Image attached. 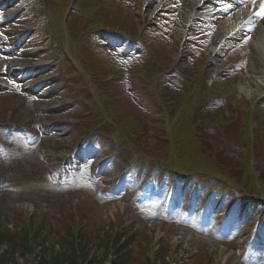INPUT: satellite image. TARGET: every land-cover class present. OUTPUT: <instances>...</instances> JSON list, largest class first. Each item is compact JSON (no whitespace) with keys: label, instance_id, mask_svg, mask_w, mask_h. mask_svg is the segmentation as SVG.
<instances>
[{"label":"rangeland","instance_id":"1","mask_svg":"<svg viewBox=\"0 0 264 264\" xmlns=\"http://www.w3.org/2000/svg\"><path fill=\"white\" fill-rule=\"evenodd\" d=\"M103 3L108 6V2L104 1ZM139 6L140 3L138 2L135 6V12H137ZM108 9L111 10L112 16L116 15L114 9L109 8V6ZM27 16L28 15L24 13V17L22 16L18 19L23 18V20H27V24H30L31 21L28 20ZM131 21L137 22L138 18L133 15L131 16ZM118 25L123 26L124 24L122 21H118ZM209 29L213 32L211 28ZM102 39L103 36L99 34L95 35L93 39L87 41L82 50L85 53V60L87 59L93 62L91 59L96 60L100 58L103 60V63H108L107 65H103L100 70H106L107 73L110 72L114 73V76L116 75L113 79L114 82L110 85L113 90L112 94L116 98H113L112 101L113 105L116 106L115 110L117 109L118 113H121L122 116L132 117L137 123L148 124L147 114H151L155 120V117L158 116V110L160 111L159 103H157L156 98L153 94L149 93L142 83L141 73L138 74L137 72L140 68L147 66L145 61L140 64L143 61L141 53L138 54L136 50H132L128 59L122 60V63L118 62V64H116L110 60L111 57H113L112 54H115L114 50L108 48L104 42H102ZM161 39L160 41L154 42V45L158 49V47H164V43L167 44L166 52L164 53L167 54L166 58L167 60H171L172 64V61H175L174 58L176 55V50L172 49L174 44L169 42L170 40L167 36L166 39L162 37ZM117 40L118 38L114 39L116 43L118 42ZM176 40L177 38L173 37L171 41ZM31 44L35 46L32 50H27L28 53H31L29 57L30 60L40 62L43 61V59H51L55 55L54 50L46 46L47 44L44 43L43 37L39 33H34L32 41L23 42L22 46L31 48ZM159 44L160 46H158ZM227 46L228 48L226 50H230V57L234 59L241 58V62L234 67L230 66V71L224 73L226 74L225 76H223L224 74L220 75L218 72L221 71L226 63V59L229 58V56H224L225 51L218 57L214 65L208 66V73H211V76L208 77L210 78L209 81L210 83L220 79L222 80L221 82L226 81L225 85L221 84L218 86V88H221V91H226V94H231L233 91L235 97L242 102H244V100H252L254 97H257L260 92H257L256 88H247L244 84V76H247L249 73V68L244 67L247 50H244L242 46L238 45V40ZM0 60H2V64L0 63V70H7L8 68L5 64L7 61L5 59ZM203 60L204 59L199 56L192 57L189 56V54H186L183 58L182 69L184 68V70L188 71L187 76H189L191 81H193L192 79L195 76V74H193V69L203 67ZM97 64L100 63L96 62V65ZM133 65H136V67L132 69L131 67ZM90 68L92 69V66ZM95 68L94 66V69ZM135 68H137V76L134 72ZM6 73L9 72L7 71ZM75 76L76 74L72 73L70 77H73V80L75 82L77 81L78 85L83 87L79 80L74 78ZM4 77L9 79L10 82L0 79V85L5 87L9 93L1 95L0 101L4 100L6 105L10 99L15 98L17 100L16 107L19 106V110H21L22 113L32 114V103L19 96V88L15 84L16 80H11L6 74ZM87 78L89 80L88 75ZM183 78L184 77L181 76H175L170 80L172 81L171 83H167L168 88L173 90L172 95H176L177 92L178 94L182 93L185 83ZM161 79L162 78L155 79V83H161ZM167 79L169 78H166L164 82H167ZM27 80L30 79L28 78ZM134 84H136V86H134ZM91 87L93 89V85H91ZM57 94L58 92L53 96H49L48 103L55 105L57 102L55 100L59 98ZM5 95L8 96V98H6ZM77 96L81 98L82 102L85 97H92L88 88H84ZM260 96L262 95H259V98H257L258 100ZM66 97L76 96L67 93L65 94V98ZM222 99L216 100L213 106L216 107L218 111L224 110L223 112H228V114L232 116L229 101ZM208 100H206V102H208ZM261 102L262 104L259 105V108L264 106V99H262ZM78 107L79 105H77L76 108H71V112L77 111V109H79ZM71 114L76 115V113ZM55 118H62V115L56 114ZM67 128L68 129L59 127L58 131L52 134L51 137L58 139L60 144H63L64 140L61 138H63V136L67 139L68 137L76 138L75 130H77V132L82 131L86 134H89V132L98 133L99 142L95 144L89 141L88 146L83 149L85 154L89 153L92 149H96L95 152H97V154L90 159L85 167L80 168V176L77 179H68V184L65 189H58L53 182V178L46 173V167L53 161V154H47L46 157H43L38 152L37 146L28 147L22 142L21 136L8 135L4 132V128L0 129V133L4 132L1 135L0 142L17 146L14 155L7 157V153L1 151L0 143V215L8 219L7 224L9 228L13 229L12 225L17 220V223L20 225L23 224L19 218L22 214L29 218L34 210L43 212L46 206L47 209L45 213L42 215L39 214V216L42 217L35 220L32 225L37 226L40 218L45 219L46 217H48V219L45 220L46 225H50V223L55 224L58 222V217L55 218L53 213L56 214L58 210L62 209L69 211L77 209L78 212H85L82 216L87 217L86 220L89 221V223H87L89 225L87 228L91 231L104 226L108 227L111 222L120 224L122 221L124 226L129 230H137L143 235L147 233L151 234L154 239L151 252L148 254L152 256V259L157 255L156 252H158L159 245L161 244L160 242L163 240L165 246H170L168 252L169 258L172 257L180 261L189 253V264H193L202 250L214 257L213 264H264V225H260V228L257 230L255 234L256 240L255 238L253 240L250 238V231L246 228V226L251 227L252 219H246L242 224L236 223L231 227V223L233 220L237 219L238 215H233L227 222L225 219L221 218L223 210L221 209L218 211V206L214 203L218 198L215 190H213L214 193L211 195L212 198L209 199L206 193L209 189H207L205 184H201V188L197 191V200H195L194 203L190 202L186 207L185 203H187L189 199H187L184 192L186 180L182 177L178 178L176 188L172 187L169 178L160 176L157 177L156 180H146L141 179L139 173H127L123 179L116 182L114 177H117L126 168V171L131 169L125 167L124 164L129 163L128 158H126L125 161L121 159L123 150L114 146L112 138H110L109 130L102 132L92 127L86 128V130H80L72 125ZM155 131H158L157 128L151 126L149 127V131L147 130V134H149L153 140L156 138L152 136V133ZM61 132L63 135L58 136ZM248 135L247 133V136ZM49 137L50 136H47L46 139ZM151 139L149 143L154 146L158 140L155 139L152 142ZM60 144L57 151L60 153H68L69 151H64ZM226 149L228 153L234 154L236 157L242 155L234 150L232 145L229 146V148L226 147ZM85 154L80 156V160H83ZM5 155L6 157L3 160L1 156ZM47 157L51 158L50 162H46ZM102 158L109 160L101 170H98V172L101 173L97 180L93 181L89 178L88 167L92 161L97 160L98 164ZM57 160L55 161L57 162ZM255 172L256 174L258 173L257 169ZM103 179L110 181V183H105L106 180ZM104 187L108 189H104ZM45 200L47 205L44 203ZM242 201L240 204H237V209L246 207V210H248L249 206H244ZM43 203L46 206L43 205ZM160 207L164 210L163 215H159L160 212L158 210ZM182 208L187 211H182L181 214L185 215L184 220L186 221H181L180 216L178 217L180 213L179 209ZM59 214L61 213L59 212ZM78 216L82 217L81 215ZM199 220L200 222H198ZM218 221H221L219 225L221 228L215 227V229L216 231L218 229L221 235H212L214 223ZM23 227L26 228L25 226ZM49 237L50 239L47 240L45 244H40L41 239L35 238L34 242L29 243L30 248H28V252L23 249L19 250L21 247L20 244L16 249L10 248L7 253L6 249H8V245L2 244L0 245V260L4 258L7 264H44L43 262L48 264L46 262L52 261H59L61 263L66 262L65 264H67L68 262H72L74 255L73 250L64 249L61 242L55 237V233L54 235L51 233ZM19 243H21V240ZM88 246L89 250H94V252L95 250H101L100 252H105L106 250V247L105 249H101L99 248L100 246L95 243H89ZM62 250L65 251L66 255H63V252H59ZM10 252H13V254H10ZM111 252L112 251L107 252L109 253V258L104 264H112V260H114L115 256ZM76 257H78L77 253ZM89 257L92 258L91 255ZM76 264L85 263H83V261H76Z\"/></svg>","mask_w":264,"mask_h":264},{"label":"trees","instance_id":"2","mask_svg":"<svg viewBox=\"0 0 264 264\" xmlns=\"http://www.w3.org/2000/svg\"><path fill=\"white\" fill-rule=\"evenodd\" d=\"M111 98L112 96H109L106 102L111 101ZM194 98H197L196 94ZM166 103L164 108L168 122L170 121L171 124L170 132L168 133L164 128L160 134L162 137L154 148L149 147L150 143L147 141L148 125L137 123L133 118L116 117L115 121H118L124 131L119 137L133 148L137 163L143 165L145 169L151 166L157 170L173 169L180 173L189 172L194 175L199 173L205 179H216L226 186H232L231 189L239 196L245 194L258 200L264 199V109H260V121L254 128L252 137L249 123L246 122L243 139L245 143L242 146H245L247 150H243V155L237 159L228 154L226 147L229 148L232 145L238 152L242 147L238 141L240 124L235 119L238 118L237 115L242 114L240 110L242 109L245 121H248L251 110L249 113H244L247 111L245 105L236 104L238 111L234 118L222 113L220 116L224 119L216 120V117L205 109L207 105L198 104V101L192 97L184 101L182 108L178 107L174 101H166ZM217 122L221 124L220 127H214ZM214 128L217 134L211 130ZM254 158H257L258 163L255 169L252 163ZM256 169L259 170V175L254 174ZM61 215L55 227L51 223L46 225L45 220L48 217L40 218L38 225L34 226L33 222L42 216L35 214L27 218L22 214L19 218L23 224L20 225L17 220L13 229L8 227V219L0 215V245H8L7 253L10 248L16 249L20 244L19 250L28 252L30 241L34 242L35 238H40V244H45L50 239L51 233L53 235L55 233V237L64 249L74 252L73 261L67 264H76V261H83L85 264H104L109 258L107 253L109 251H112L111 253L115 256L112 264H167L165 257L169 247L165 246L163 241L153 259L148 254L152 249V237L149 234L144 236L138 231H130L127 228L118 230L116 226L123 227L118 223H112L110 229L104 226L97 231H91L86 228L88 222L83 217L82 220H77L72 214L62 213ZM20 240L21 243H19ZM89 243H95L101 249L106 247V250L105 252L89 250ZM59 252L66 255L64 250ZM90 255L92 258L89 257ZM209 260L211 256L204 252L196 264H206ZM46 263L65 264L66 262ZM0 264H7V261L3 258Z\"/></svg>","mask_w":264,"mask_h":264},{"label":"bare ground","instance_id":"3","mask_svg":"<svg viewBox=\"0 0 264 264\" xmlns=\"http://www.w3.org/2000/svg\"><path fill=\"white\" fill-rule=\"evenodd\" d=\"M187 7L191 9L201 3L202 0H184ZM248 3L251 8H239L237 6H230L226 8L225 14H231L230 18H224L223 15H215L212 17V26L215 28L214 36L215 43L214 48L207 55L208 60L212 59V62H217L218 55L216 54V48L220 40L225 34L232 31L239 23L250 14L255 7L264 5V0H244ZM216 9L215 6L210 7L209 10ZM224 13V12H223ZM260 13V12H259ZM249 24V25H248ZM248 25V27H246ZM245 28L239 30L232 36L228 38L230 43L238 40V45L242 46L244 50H249L254 56V61L251 63L250 67L252 72L248 73L245 77V86L256 88L257 92L264 94V17L261 15L255 16L250 23H247ZM227 42V41H226ZM224 48V45H223ZM213 57V58H212Z\"/></svg>","mask_w":264,"mask_h":264},{"label":"snow or ice","instance_id":"4","mask_svg":"<svg viewBox=\"0 0 264 264\" xmlns=\"http://www.w3.org/2000/svg\"><path fill=\"white\" fill-rule=\"evenodd\" d=\"M228 7H230V5ZM259 15H261V17H264V5H262V7H261V11H260Z\"/></svg>","mask_w":264,"mask_h":264}]
</instances>
